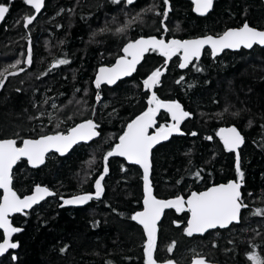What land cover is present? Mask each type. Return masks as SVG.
Listing matches in <instances>:
<instances>
[{"label":"trees","instance_id":"obj_1","mask_svg":"<svg viewBox=\"0 0 264 264\" xmlns=\"http://www.w3.org/2000/svg\"><path fill=\"white\" fill-rule=\"evenodd\" d=\"M168 7L165 24L169 30L165 32L162 16L156 12ZM33 13L24 0H13L0 25V72L7 68L18 73L9 75L0 89V139H17L20 146L23 139L66 132L89 119L99 125L100 135L64 158L49 155L39 169H29L24 161L16 164L13 188L20 197L36 185L57 195L12 218V225L22 229L13 240L19 247L0 264H145L147 237L130 218L143 208L142 174L137 167L109 159L100 199L79 209L63 207L60 199L95 193L104 156L118 143L127 124L148 109L151 95L143 81L155 69H164V59L156 51L148 52L131 79L100 89L99 103L92 86L96 71L112 65L124 44L141 37L218 36L245 22L264 29L263 0H213L206 16L192 13V0H169L168 6L163 0H134L132 5L126 0L118 4L112 0H44L36 21L24 29V17ZM120 28L125 31L118 32ZM29 46L31 65L25 62ZM59 59L70 63L49 71ZM18 60L20 65L12 69ZM178 62L179 55L173 56L153 92L160 100L179 102L191 116L180 125L184 135L152 152L154 197L186 198L212 185L240 182L235 155L224 149L217 136L219 129L235 126L245 138L239 153L244 172L241 194L248 207L242 209L238 225L204 237L184 234L188 212L165 211L157 228L154 259L158 264L169 260L194 264L198 258L210 264H251L249 254L264 255V216L253 214L264 210V49L226 52L215 60L205 51L184 72L178 70ZM181 77V83H176ZM156 122V128L172 123L165 114H159ZM208 136L212 139H205ZM173 221H179L180 227ZM172 242L175 248L169 253Z\"/></svg>","mask_w":264,"mask_h":264},{"label":"snow or ice","instance_id":"obj_2","mask_svg":"<svg viewBox=\"0 0 264 264\" xmlns=\"http://www.w3.org/2000/svg\"><path fill=\"white\" fill-rule=\"evenodd\" d=\"M12 2L13 0H9L7 4L0 3V22L5 20ZM112 2L118 4L121 0H112ZM192 2L195 5V11L202 16L206 15L213 6V0H192ZM24 3L30 5L35 13H40L44 6V0H24ZM126 3L132 5L134 0H126ZM163 4L168 6L169 0H163ZM149 10L154 11V9ZM170 10L171 8L168 7L167 10L156 12V15L162 16L160 23L165 32L169 30L165 21L168 19ZM36 19V15L25 16L23 27L28 29ZM117 31L123 32L125 29L120 28ZM29 44H31L30 40ZM205 45L211 47L213 56L224 49L238 50L241 47L251 49L254 45L264 46V30L253 28L245 22L240 28L227 30L215 38L209 35L200 39L183 41L172 39L168 42L154 36L135 39L123 46V56L116 60L113 67H101L99 69L94 81L95 87L100 89L102 84L112 85L122 77L130 76L136 71L137 65L149 51H158L167 60H171L173 56L182 53V62L179 67L184 69L193 62V59H199L201 50ZM25 62L28 65L33 63L31 46L27 50ZM20 63L21 61L18 60L10 67L15 69ZM69 63L70 60L68 59L56 60L52 63L49 71L59 65H67ZM17 74L15 71L9 72L7 68L0 72V89L5 86V81L9 75L15 76ZM163 75L164 71L161 68L152 71L143 81L145 88L152 89L154 86L159 85ZM183 79L184 77H181L176 83H181ZM77 91L80 90L77 89ZM100 100L101 96L97 92L96 101L99 103ZM45 103H47V100ZM147 103L149 105L148 109L127 124L126 131L119 137V143L104 156V174L95 180V193L76 195L71 199L61 197V199L63 200L62 206L84 205L93 198L100 199L103 193L102 181L108 173L107 162L110 157H124L130 164L139 165L143 169L144 207L143 211L136 212L130 218L143 227L147 237L143 245L146 257L145 264H158L157 260L154 259V252L157 249V225L164 209L174 208L177 212L186 210L190 213L187 224L183 228L184 234L188 237L196 234L203 235L211 229L228 228L234 222L240 223L241 210L248 207L242 199L240 191L244 180V172L241 170V157L238 151L245 138L235 126L221 128L217 132L223 142L224 149L235 153V169L240 182L230 181L226 184L210 187L203 192H192L187 200L183 197H177L172 200L157 199L152 194V187L149 181L152 148L161 140H167L172 133L184 135L185 133L181 131L180 125L186 118L191 116V113L184 110L179 102H164L158 99L155 92L152 93ZM51 107L55 109L57 106L53 103ZM162 108L170 114L173 122L170 125L158 128L154 134L149 135L148 130L155 127L156 116ZM49 118L51 119L52 117L50 116ZM251 123L249 121V125ZM98 127V124L89 119L71 127L66 132L57 131L54 134L40 136L38 139H23L22 146H17V139L14 138L0 139V190H3L2 201H0V230H3V239L0 242V256L5 255L10 249L18 247V243L13 242L12 235L22 231L19 227L12 225L9 219L10 214L24 213L25 209H31L33 205L40 203L45 197L57 195V193L47 187L36 185L33 194L25 195L21 198L13 188L14 166L24 159L32 168H39L45 165L46 159L49 158V153L55 152L63 156L74 145L80 142L87 143L99 136ZM191 135L196 136L197 133L192 132ZM205 139L211 140L212 137L208 136ZM196 175L199 177L200 173L198 172ZM253 214L264 216V210L256 211ZM173 223L180 227L179 221H173ZM213 246L215 247V245ZM174 248L175 242H172L168 247V252L171 253ZM61 251H66V249ZM247 258L251 264H264V255L253 252ZM12 259L15 260L17 257L13 256ZM167 264H174V262L169 260ZM194 264H210V262L206 258H198L194 261Z\"/></svg>","mask_w":264,"mask_h":264},{"label":"water","instance_id":"obj_3","mask_svg":"<svg viewBox=\"0 0 264 264\" xmlns=\"http://www.w3.org/2000/svg\"><path fill=\"white\" fill-rule=\"evenodd\" d=\"M213 7V6H212ZM211 10H212V8H211ZM211 10L206 14V15H208L210 12H211ZM41 13V12H40ZM40 13H35V11H34V13L32 14V15H36V17L38 18V16L40 15ZM192 13L194 14V15H196V16H202V15H200L199 13H197L196 11H195V5L193 4V2H192ZM206 15H203V16H206ZM6 16H7V14H6ZM6 16H5V19H6ZM5 21V20H4ZM3 21V22H4ZM36 21V20H35ZM34 21V22H35ZM3 22H0V25L3 23ZM25 22V21H24ZM24 22H23V24H24ZM33 22V23H34ZM31 26V25H30ZM240 28V27H239ZM25 29V28H24ZM232 29H238V28H232ZM228 30H230V29H228ZM259 30V29H258ZM227 31V30H226ZM224 33V32H223ZM222 33V34H223ZM222 34H220V35H222ZM220 35H218V36H220ZM206 36H209V35H204V36H199V37H196V38H189V39H185V40H192V39H200V38H203V37H206ZM211 36H213V35H211ZM218 36H213L214 38L215 37H218ZM149 37H153V36H149ZM143 38H148V37H143ZM157 38V37H156ZM139 39V38H138ZM158 39H162V38H158ZM165 40V39H164ZM172 39H169V40H165L166 42H168V41H171ZM181 41H183V40H181ZM127 44V43H126ZM126 44H124V45H126ZM123 45V46H124ZM255 47H257V48H260V49H264V46H260V45H254L251 49H247V48H243V47H241L240 49H238V50H233V49H224L222 52H220V53H218L217 55H215V56H213V54H212V52H211V47L209 46V45H205L203 48H202V50H201V55H200V57H199V59L198 60H195V59H193V62L194 61H199V60H201L202 59V57H203V55H204V52L205 51H208V53H209V55H210V58L212 59V60H215V59H217V58H219V57H221L224 53H226V52H229V53H236V52H239V51H241V50H243V51H246V52H249V51H251V50H253ZM123 48V47H122ZM122 48H121V51H120V56L118 57V58H120L121 56H123V52H122ZM150 52V51H149ZM158 54H159V52L158 51H156ZM148 53H146L145 55H144V57L147 55ZM160 55V54H159ZM161 56V55H160ZM144 57L142 58V60H141V62L137 65V67H136V71L135 72H133L130 76H125V77H122L120 80H118L115 84H112V85H108V84H102L101 85V87H100V89L102 88V87H107V88H109V89H111V88H114L115 86H117L118 85V83H120V82H122V81H125V80H128V79H131L132 77H133V75L137 72V70H138V68L140 67V65L142 64V62H143V59H144ZM163 59H164V69H163V71L165 72V70H166V68L168 67V65L170 64V62L172 61V59H173V57L171 58V60H167V58L166 57H163V56H161ZM117 58V59H118ZM116 59V60H117ZM116 60L114 61V63L112 64V65H110V66H106V65H103V66H100L98 69H97V71H96V74H95V76H94V79H93V82H92V86H93V89L95 90V91H97V92H99L100 91V89H96V87H95V84H94V81H95V78H96V76H97V74L99 73V69L101 68V67H108V68H110V67H113L114 65H115V63H116ZM182 62V53L181 54H179V62H178V70L180 71V72H184V71H186L188 68H189V66L193 63H191V64H189L188 65V67H186V68H184V69H181L180 67H179V65H180V63ZM154 88H155V86L152 88V89H147L148 91H149V93H150V95H152V93H153V90H154ZM151 98V97H150ZM101 101V100H100ZM163 101V100H162ZM164 102H172V101H164ZM98 103V102H97ZM159 114H165V115H167L168 117H169V119L171 120V116H170V114L165 110V109H160V111H159V113L157 114V116H156V119H157V117H158V115ZM186 119H188V118H186ZM185 119V120H186ZM91 120H93V119H91ZM184 120V121H185ZM94 121V120H93ZM183 121V122H184ZM171 122H173L172 120H171ZM182 122V123H183ZM82 123V122H81ZM181 123V124H182ZM156 125H157V122H156ZM156 125H155V127H153V128H150L149 130H148V132H149V135H152V134H154L155 132H156V130L158 129V128H156ZM229 127H233V126H229ZM229 127H223V128H229ZM127 129V128H126ZM220 130V129H219ZM98 131V130H97ZM99 132V131H98ZM181 135L180 134H178V133H172L170 136H169V138L167 139V140H161L159 143H157L153 148H152V151H151V154H150V163H151V157H152V152L157 148V147H159V146H161V145H164V144H166V143H168L170 140H171V138H173V137H180ZM99 138V136H97V137H95V138H93L91 141H89V142H87V143H85V142H80L79 144H77V145H74L73 146V148L72 149H70L65 155H63V156H61L60 154H58V153H55V152H52V153H49V155H56L57 157H59V158H64V157H66L68 154H70L72 151H73V149L74 148H76L77 146H79V145H89L90 143H92L93 141H95L96 139H98ZM218 138H219V140H220V137L218 136ZM38 139V138H37ZM221 141V140H220ZM118 143H119V140H118ZM117 143V144H118ZM221 143H222V145H223V142L221 141ZM20 146H22V143H21V145ZM242 147H243V144L240 146V148H239V152H240V150L242 149ZM231 153V152H230ZM234 155H235V153H233ZM110 160L111 159H118V160H122V161H124L125 163H126V165H128V166H134V167H137L140 171H141V174H142V183H143V193H144V181H143V169L139 166V165H133V164H130L124 157H118V156H114V157H110L109 158ZM21 161H24L26 164H27V161L26 160H24V159H22ZM27 166H28V168L29 169H32V170H34V169H39V168H41V167H43L44 165H42L41 167H39V168H32L31 166H29L28 164H27ZM15 167H16V165L14 166V168H13V170L15 169ZM151 171H152V163H151V168H150V174H149V181H150V184H151ZM104 174V173H103ZM107 175V174H106ZM106 175L104 176V179H105V177H106ZM104 181V180H103ZM103 181H102V183H103ZM234 181V180H233ZM230 182V181H229ZM235 182H237V181H235ZM228 183V182H227ZM221 184H226V183H221ZM217 185H220V184H217ZM217 185H212V186H210V187H213V186H217ZM41 186V185H40ZM44 187V186H43ZM151 187H152V184H151ZM210 187H208V188H210ZM242 187H243V184H242ZM241 187V188H242ZM207 188V189H208ZM49 189V188H48ZM207 189H205V190H202V191H200V192H203V191H206ZM49 190H51V189H49ZM52 191V190H51ZM240 191H241V189H240ZM33 192H34V188H33V190H32V192L30 193V194H28V195H31V194H33ZM0 194H1V198H0V201H2V197H3V190H0ZM94 194V193H93ZM152 194H153V189H152ZM190 195H191V193L186 197V198H184L185 200H187L189 197H190ZM55 196V195H54ZM54 196H50V197H45V199L43 200V201H41L40 203H38V204H35V205H33V207L31 208V209H25V212L24 213H13V214H10V217H9V219H10V222L12 223V218L13 217H15V216H18V215H24L25 213H28V212H30V211H32L35 207H38L39 205H41V204H43L44 202H46V201H48V200H50V199H52ZM153 196H154V194H153ZM75 197V196H74ZM21 198H23V197H21ZM71 198H73V197H69V198H64V199H71ZM143 199H144V197H143ZM173 199H175V198H173ZM92 200H95V198H93ZM92 200H90L87 204H89ZM168 200H172V199H168ZM60 202L63 204V200L62 199H60ZM87 204H84V205H63V207H66V208H75V209H79V208H82V207H84V206H86ZM144 207V206H143ZM186 207V206H185ZM171 209H173V210H175L174 208H171ZM167 210H170V209H164V211H163V213L165 212V211H167ZM141 211H143V208H142V210ZM186 211V210H185ZM187 212V211H186ZM241 212H242V210H241ZM163 213H162V215H161V219H162V216H163ZM189 216H190V213H188V218H189ZM161 219H160V221H161ZM160 221L158 222V225H159V223H160ZM138 224V223H137ZM187 224V223H186ZM239 223H233L232 225H230L228 228H224V229H211V230H209L208 232H206V233H204L203 235H199V234H196V235H193L192 237H204L207 233H209V232H212V231H216V230H220V231H223V230H228L229 228H231L232 226H234V225H238ZM139 225V224H138ZM158 225H157V228H158ZM142 229H143V227L141 226V225H139ZM0 232L2 233V235H3V230H0ZM22 231H20V232H18V233H14L13 235H12V240H14V238L17 236V235H19L20 233H21ZM146 235V234H145ZM2 242V241H1ZM13 242H15V241H13ZM18 247H19V245H18ZM18 247L16 248V249H10L7 253H5V255H3V256H0V260L3 258V257H5L7 254H9V252L10 251H12V252H16L17 250H18Z\"/></svg>","mask_w":264,"mask_h":264},{"label":"rangeland","instance_id":"obj_4","mask_svg":"<svg viewBox=\"0 0 264 264\" xmlns=\"http://www.w3.org/2000/svg\"><path fill=\"white\" fill-rule=\"evenodd\" d=\"M101 105H102L103 107H105V106H107V103H106V102H102Z\"/></svg>","mask_w":264,"mask_h":264},{"label":"flooded vegetation","instance_id":"obj_5","mask_svg":"<svg viewBox=\"0 0 264 264\" xmlns=\"http://www.w3.org/2000/svg\"><path fill=\"white\" fill-rule=\"evenodd\" d=\"M263 3H264V0H263ZM254 28V27H253ZM256 29H258V28H256ZM259 30H264V29H259Z\"/></svg>","mask_w":264,"mask_h":264},{"label":"bare ground","instance_id":"obj_6","mask_svg":"<svg viewBox=\"0 0 264 264\" xmlns=\"http://www.w3.org/2000/svg\"><path fill=\"white\" fill-rule=\"evenodd\" d=\"M218 136V135H217ZM61 203V202H60Z\"/></svg>","mask_w":264,"mask_h":264}]
</instances>
